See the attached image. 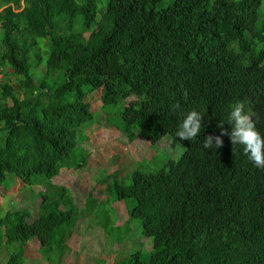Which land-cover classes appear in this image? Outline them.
<instances>
[{
    "label": "trees",
    "instance_id": "1",
    "mask_svg": "<svg viewBox=\"0 0 264 264\" xmlns=\"http://www.w3.org/2000/svg\"><path fill=\"white\" fill-rule=\"evenodd\" d=\"M0 9V73L11 69L0 82V188L44 189L36 217L29 209L0 217L6 264H26L35 239L49 264L60 263L88 216L112 244L151 239L150 250L116 264H264V169L228 134L238 102L264 107V0H0ZM99 89L94 114L87 100ZM192 110L201 132L175 137ZM102 114L129 142L170 136L184 152L161 151L128 183L116 173L98 179H114L108 200L89 195L80 208L53 179L87 165L81 143ZM209 135L222 146L205 148ZM121 201L129 220L118 227Z\"/></svg>",
    "mask_w": 264,
    "mask_h": 264
},
{
    "label": "rangeland",
    "instance_id": "2",
    "mask_svg": "<svg viewBox=\"0 0 264 264\" xmlns=\"http://www.w3.org/2000/svg\"><path fill=\"white\" fill-rule=\"evenodd\" d=\"M46 41L43 39L40 41L44 48ZM43 55L46 57L45 53ZM33 60L34 58L31 62ZM42 66L46 69L45 61H42ZM4 71V73H0V82L5 73L10 72L11 69L5 68ZM33 73L35 77H40L41 74L44 77V71L40 73L33 71ZM8 75L9 79L4 78L6 82L15 85L18 78L15 74ZM101 98L102 89L95 91L88 97L87 103H90L94 114L101 111ZM106 121V115L102 114L101 123H96L86 131L89 138L81 143V147L87 151V165L80 170L63 168L60 175L53 179L54 184L70 188L73 191L77 206L80 208L86 206L89 195L93 196L99 203L108 200L106 185L112 183L114 179L108 180L107 183H100L97 181L98 179L106 181L108 176L116 173L119 181L126 178L128 183V176L132 175L131 172L148 171L150 163L145 160L151 161L161 151H164L169 157H172L170 153H175L174 158L178 159L184 152L183 147L175 143L170 136L164 137L161 141L138 137L134 142L129 143L128 139L118 129L107 127ZM43 190L40 186L34 187V189H26L21 181H18L10 191L1 187L0 217H3L7 211L15 212L28 209L36 217L42 201L38 193ZM126 208L123 201L114 204L113 210L117 216L116 225L118 227L125 225L129 220ZM113 210L109 207L107 209L109 213H112ZM91 219L94 220L91 216L84 217L77 223L74 228V235L68 241L67 249L58 264H116L119 262L118 259L121 256L124 257L127 252H133L140 247L145 250L152 248L151 239L145 237L140 240L136 238L133 241L126 239L112 244L102 228L90 223ZM6 252L4 250L0 254V264L7 263L9 254ZM44 254L37 239L30 241L26 245V264H49L44 258Z\"/></svg>",
    "mask_w": 264,
    "mask_h": 264
},
{
    "label": "clouds",
    "instance_id": "3",
    "mask_svg": "<svg viewBox=\"0 0 264 264\" xmlns=\"http://www.w3.org/2000/svg\"><path fill=\"white\" fill-rule=\"evenodd\" d=\"M248 104L252 106L250 111L244 109L243 102H238L233 107L230 116L232 128L228 134L233 145L239 147L255 167L264 169V133L259 127L264 124V107H261L260 102L256 99L251 100V103L248 102ZM202 117L197 110L188 112L179 124L175 137L187 140L196 139L202 129ZM213 140L215 143H213ZM222 144L223 139L221 136L213 137L209 135L204 142V147L210 149L214 146L218 149Z\"/></svg>",
    "mask_w": 264,
    "mask_h": 264
}]
</instances>
